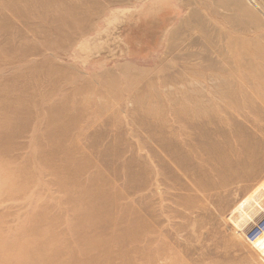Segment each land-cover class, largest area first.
Here are the masks:
<instances>
[{
    "label": "rangeland",
    "instance_id": "1",
    "mask_svg": "<svg viewBox=\"0 0 264 264\" xmlns=\"http://www.w3.org/2000/svg\"><path fill=\"white\" fill-rule=\"evenodd\" d=\"M231 1L185 0L183 11L200 8L210 30L227 36L233 56L252 57L246 50L256 45L264 56V27L250 17L264 23V0H258L263 12L249 4L247 14L228 8ZM169 2L126 5L153 4L161 15ZM128 11L110 13L73 53L97 19L60 29L38 20L21 43L11 24H23L9 12L0 14V264H264V233L247 241L264 218V163L239 155L236 168L249 163L259 170L236 179L227 165L233 153L253 149L241 148L252 133L241 116L247 108L213 93L214 71L199 59L209 42L200 34L183 27L187 37L170 50L159 15H152L149 37ZM229 17L236 20L231 24ZM131 34L140 39L133 45L143 44L133 56L125 39ZM63 38L71 41L61 46ZM192 40L198 45L189 47ZM30 46L41 51L29 56L31 63L21 54ZM247 81L241 82L256 85L254 104L264 108V84ZM195 90L208 94L210 110L197 103ZM186 163L201 164L205 172L212 163L225 168L192 179L184 173ZM194 181L224 185L203 192Z\"/></svg>",
    "mask_w": 264,
    "mask_h": 264
},
{
    "label": "bare ground",
    "instance_id": "2",
    "mask_svg": "<svg viewBox=\"0 0 264 264\" xmlns=\"http://www.w3.org/2000/svg\"><path fill=\"white\" fill-rule=\"evenodd\" d=\"M106 1L108 0H2L0 1V14L4 12H9L11 15L17 17V20H19L18 22L23 24V26H18L16 23L11 24L12 29L17 30V32H21L19 33L21 40H22L21 43H27V41H29V38L24 33V31L26 29H28L29 31H34L33 28L37 26L35 23L38 20L45 19L47 21H50L49 22L50 24L60 29L63 27H70V26L73 28H79L80 27L79 22H81L83 26L85 27L86 25H89L90 23L94 22L95 19H97L95 21L96 23L94 27L88 33L82 35V37L75 42L72 49H70V52L72 50L74 52L75 49H77L78 46L80 45V42L82 39H84L94 30H97V28L99 29L102 26V24H105L104 18L109 16L110 13L113 12L116 15H119L117 14L118 8H119V11L123 14H126V12L129 10L126 5L128 3V0L126 1V4L125 2H120L119 0H112L110 2L111 4H108V5H106ZM184 2L185 0H170L168 6L166 5V3L162 4L161 10H160V12L162 11L161 15L158 11L155 10V6L153 4H148V3L137 5L136 8L129 7L130 10L128 11V14L130 13L133 14L134 18H133L132 23L136 26L137 30L139 29L140 32H142L144 35H147L149 37H152V33L154 29L153 23L150 20L153 19V16L155 17L156 15H159L161 18V20H159V23L161 24V21L166 22L164 25L165 27H163L164 32H165L164 37H165L166 42L170 40L168 42L170 50L178 49L179 48V45H178L179 38H182L183 36L187 37V35H185V33L183 34V31H182L183 27H186V26H187L186 28L188 29V30L186 29L187 32L195 30L194 33L197 32L198 34H200L199 35L200 38L202 37L203 39L209 42L208 45L205 44L206 46L202 47V45L204 44L203 43L204 41L201 39L203 43L201 45V47L203 48L202 52L203 54L205 53L204 54L205 56H200V58L199 57L198 58L199 59L203 58L204 62L205 63L207 62L206 68L210 71H214V73L210 75V81L212 80L210 84H211L212 90H214L213 93L220 94L222 98L225 99V101L228 99L229 104H232L235 107H240V106L245 105L247 110L242 112L241 116L243 120L249 121V125L252 129V133L248 134V141L242 142L241 148L252 144L253 149L247 146L244 148L246 151L245 153L241 154V151H238L237 153H233L231 156L232 159L228 161L229 164L227 165L230 168L235 169V174H234L235 179L243 177L241 176V174L251 169H252L251 170L252 173H254L255 171H258L259 168L257 167L254 168L251 164L249 165V163L238 164V168H236L233 164L236 163V160L239 155L240 156L243 155L248 160H252L258 157L260 159V163L261 164L264 163V145L262 143L263 142L262 140L264 139V108L257 106L253 102L254 99L252 97V94L254 93L252 92L257 91L256 85L255 84H250V85L243 84L244 82L246 83L249 82L247 81V79L250 80L251 78H254L257 82L264 84V63H261L260 61L259 62L255 61V60L258 61V59L263 61L264 56L259 55L260 53L258 52L259 50V47H257L258 45H256L255 47L254 46L250 47L249 49L246 50L248 54L249 53L252 54V57H250L249 55V58H248L246 55V52H241V53L237 52L236 55L233 56V53L229 51V49L227 48V44L225 43V41L228 40L227 36L221 30H219L218 32V29L215 27L217 31H215L216 35L215 34L213 35H215L216 37L215 38L213 37L212 39H210L209 34L212 31L214 32V30L216 29L212 28L213 30H210V20L208 16L205 13H203L200 8H197V7L190 9L189 14H187L188 13L187 10L184 13L183 11ZM231 2L233 3H229L227 5L228 8H231V10H235V8H239V11H241L243 14H247L249 12V4L255 5L259 10H261V12H263L262 7L259 5L258 0H232ZM128 5L131 6L130 4ZM233 5L235 6V8L233 7ZM162 13H164L165 17ZM170 13H171V16H169ZM263 14L264 12L262 13V15ZM173 16H175L176 18ZM185 16H188V20L185 19ZM250 17L252 19L257 20L260 27H264V23L261 25V21L258 17H255L254 15H251ZM7 19L12 20L11 17ZM235 20L236 19L232 17L228 18V21L230 23L231 21H235ZM116 22L117 20L114 23ZM189 25L195 26L196 29H194L193 27H190ZM235 25H236V22H235ZM116 30H118V28ZM239 30H243L245 32H247L248 30H251L253 33H255V30L249 27L248 28L243 27V28H240ZM189 35L191 36V34ZM125 39L129 40L128 41L129 50L127 47L126 49H127V53L130 54V56L135 55L137 53L138 47H142L143 45V44L140 46L133 45L135 41L140 40V39L134 38L132 34L129 35V37ZM193 40L188 43L190 44L188 45L189 47L191 45L193 46L198 45L197 41L194 42ZM70 41H68V39L66 40V38H63L61 41V46L65 42H66L65 45L69 44L68 42ZM107 48L110 52L114 51V50H110L109 47ZM121 50L123 49L121 48ZM21 54H23L22 55L23 58L27 59L26 61L30 62L31 59L29 56H34V55L41 56V51L39 50V48L30 46V47H27L26 49L24 48ZM170 54L173 55L172 51ZM190 57L192 59V56ZM176 59H177V56H176ZM184 60L188 61V59L186 58ZM196 60H197V57H196ZM201 60H199V62L202 65L204 63H202ZM199 62H197V65ZM24 63L26 64V62ZM34 64L35 63L31 65V68H34ZM107 74L109 75V73ZM214 74H218L219 75L218 78H216L217 75H214ZM220 76H222V79L220 78ZM213 77H215L216 79H213ZM234 78L239 79L240 83L236 84L234 82L235 80ZM241 81H244V82H241ZM202 88H205V87H202ZM202 90H198L197 92L195 90V92L198 94L197 103H199L201 107H205L206 109L210 110L214 106V104H210L207 101L208 94L204 93ZM194 106L197 107V104H195ZM220 106L221 104L216 105L217 111ZM253 116H255L257 119ZM199 120H202V118L200 117ZM206 120H208V118ZM215 121H217V118H213L209 122L214 123ZM188 122L191 124H195V123H198V120H188ZM260 122H263V123H260ZM175 135L177 136L178 133H176ZM219 147L220 146H218L216 150H218ZM253 151H254V154H253ZM216 157H218V155ZM172 158L179 166L185 165L181 160H179L175 156H172ZM139 166L144 172V169H145L144 158H141L139 162ZM208 167L210 169L207 172H205L204 170L205 166L201 164L196 165L193 168L188 163H186V167H183V170L186 175H188L189 177L193 179L194 176L199 177L200 175H209L213 173V171H218L222 167L225 168V166L221 163H212ZM240 167H242L243 169H240ZM187 168H190L191 172L186 171L185 169ZM156 175H158V171H156ZM205 180L208 181V179H205ZM194 184H195V187L199 189V191H203V192H205V190L211 189L212 185L221 186V187H223L224 185L223 182L218 184V183H210V182L205 183L203 181H194ZM262 187L264 188V182L262 184Z\"/></svg>",
    "mask_w": 264,
    "mask_h": 264
},
{
    "label": "built area",
    "instance_id": "3",
    "mask_svg": "<svg viewBox=\"0 0 264 264\" xmlns=\"http://www.w3.org/2000/svg\"><path fill=\"white\" fill-rule=\"evenodd\" d=\"M264 233V218L261 219L255 227L249 232L247 236V241L253 243L259 236Z\"/></svg>",
    "mask_w": 264,
    "mask_h": 264
}]
</instances>
